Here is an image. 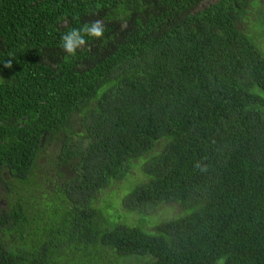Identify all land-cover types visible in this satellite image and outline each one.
<instances>
[{"label":"trees","instance_id":"1","mask_svg":"<svg viewBox=\"0 0 264 264\" xmlns=\"http://www.w3.org/2000/svg\"><path fill=\"white\" fill-rule=\"evenodd\" d=\"M262 35L264 0H0V264H264Z\"/></svg>","mask_w":264,"mask_h":264},{"label":"rangeland","instance_id":"2","mask_svg":"<svg viewBox=\"0 0 264 264\" xmlns=\"http://www.w3.org/2000/svg\"><path fill=\"white\" fill-rule=\"evenodd\" d=\"M252 19H254L253 11H251L247 20H252ZM241 26L242 24H240V27ZM258 39H259L258 43H260L264 48V35H262V37ZM141 179H143V174L141 173L140 167L133 166L130 170L128 177H126L123 180L115 181L112 185L106 187L102 191V194H100L98 197V204H105L106 202H110L111 205L114 204V207L123 213L124 208L122 207L121 200L123 199L124 195L128 192L131 185L135 183L137 180H141ZM1 190L3 189L1 188L0 185V191ZM179 211L180 209L176 205H165V204L160 205L158 208L154 210L155 213L153 214L150 213L149 216H148L149 213L145 214L146 215L145 228L150 229L153 223L171 218L174 214H176ZM126 217L131 224H137L138 221L140 220L139 213H129L126 215ZM219 264H221V262Z\"/></svg>","mask_w":264,"mask_h":264},{"label":"clouds","instance_id":"3","mask_svg":"<svg viewBox=\"0 0 264 264\" xmlns=\"http://www.w3.org/2000/svg\"><path fill=\"white\" fill-rule=\"evenodd\" d=\"M105 34L104 21L97 19L90 24H84L81 28H73L71 31L65 33L61 37V48L68 56L74 57L77 50L83 49L88 41L86 37L94 39H102ZM5 68L12 67V61L9 60L4 64Z\"/></svg>","mask_w":264,"mask_h":264}]
</instances>
